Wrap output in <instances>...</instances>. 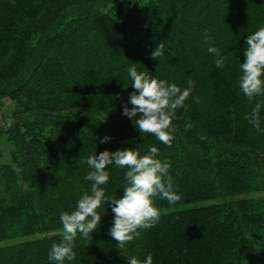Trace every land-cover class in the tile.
<instances>
[{
  "label": "trees",
  "instance_id": "1",
  "mask_svg": "<svg viewBox=\"0 0 264 264\" xmlns=\"http://www.w3.org/2000/svg\"><path fill=\"white\" fill-rule=\"evenodd\" d=\"M261 26L264 0H0V96L13 104L0 116L12 145L11 164L0 165V264H51L60 213L90 194L81 160L153 146L180 201L156 200L159 224L124 248L108 234L106 202L91 240L78 236L65 264H129L149 253L153 264H264V132L245 119L255 101L238 86L244 41ZM161 42L164 54L151 59ZM209 46L227 57L222 69ZM133 64L182 89L195 84L171 147L123 115ZM260 116L264 129V106ZM106 170V196L122 198L127 169Z\"/></svg>",
  "mask_w": 264,
  "mask_h": 264
},
{
  "label": "clouds",
  "instance_id": "2",
  "mask_svg": "<svg viewBox=\"0 0 264 264\" xmlns=\"http://www.w3.org/2000/svg\"><path fill=\"white\" fill-rule=\"evenodd\" d=\"M204 43L210 44L211 37L207 31L204 34ZM246 48L243 52L244 62L240 64L238 86L249 103L255 101L251 112L245 119L254 127L257 133L264 132L261 128V108L264 101L256 100L264 96V26L253 34L248 35L244 41ZM207 52L212 54L215 67L222 69L227 57L222 56L217 47L209 46ZM164 54V43L161 42L151 53V59ZM131 78V87L134 91L129 96L128 103L123 105V115L133 121L137 131L141 134H150L167 147L172 146V134L177 119L178 109H187L185 101L190 97L195 84L191 78L187 87L169 83L167 80L149 77L145 72H138L135 64L128 69ZM198 103L199 98H195ZM12 126V121L7 123ZM203 141L206 137L201 136ZM110 140L105 136L100 143ZM159 150L150 147L148 153L140 155L137 150H105L99 155H89L81 163L86 164L90 171L85 179L91 181L90 194L85 192L77 201L75 209L61 212L59 220L62 225L60 241L51 244L48 260L51 264H65L73 261L76 253L73 250L78 236L91 240L90 234L95 232L101 223L98 209L106 202H110L114 214L113 226L109 235L117 242L118 248H124L133 240L141 237L144 230L151 229L159 224L161 211L155 206L156 200H166L169 205H175L181 199L177 194L173 178L169 174L170 163L158 159ZM112 165L117 168L127 169L124 174L126 186L120 199L106 196L103 187L109 182V171L106 168ZM19 172L20 169H17ZM129 264H153V256L147 254L141 261L132 257Z\"/></svg>",
  "mask_w": 264,
  "mask_h": 264
},
{
  "label": "rangeland",
  "instance_id": "3",
  "mask_svg": "<svg viewBox=\"0 0 264 264\" xmlns=\"http://www.w3.org/2000/svg\"><path fill=\"white\" fill-rule=\"evenodd\" d=\"M13 108V104L0 96V116L6 115ZM12 145L4 135H0V165L11 164ZM245 264H256L253 259H249Z\"/></svg>",
  "mask_w": 264,
  "mask_h": 264
}]
</instances>
